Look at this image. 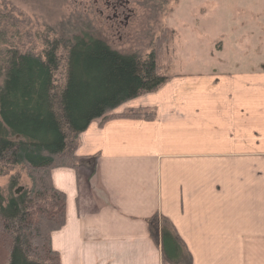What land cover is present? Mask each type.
<instances>
[{"label": "crops", "instance_id": "obj_1", "mask_svg": "<svg viewBox=\"0 0 264 264\" xmlns=\"http://www.w3.org/2000/svg\"><path fill=\"white\" fill-rule=\"evenodd\" d=\"M170 73L114 110L153 118H96L79 134L80 163L52 168L67 196L52 233L61 264H164L155 213L192 264H264V66Z\"/></svg>", "mask_w": 264, "mask_h": 264}, {"label": "trees", "instance_id": "obj_2", "mask_svg": "<svg viewBox=\"0 0 264 264\" xmlns=\"http://www.w3.org/2000/svg\"><path fill=\"white\" fill-rule=\"evenodd\" d=\"M10 17L6 12L0 19V55H5L0 65V162L24 166L30 185L8 195L0 186V264H61L52 233L65 224L67 196L54 184L52 168L80 163L79 134L96 118H153L155 111L146 107L114 110L157 89L172 74L154 48L147 55L124 52L87 29L46 39L39 51L18 46L20 29ZM158 216L164 260L192 264V253L169 217L155 213L152 234Z\"/></svg>", "mask_w": 264, "mask_h": 264}, {"label": "rangeland", "instance_id": "obj_3", "mask_svg": "<svg viewBox=\"0 0 264 264\" xmlns=\"http://www.w3.org/2000/svg\"><path fill=\"white\" fill-rule=\"evenodd\" d=\"M104 5L103 0H0V19L11 13L10 22L20 29L18 46L38 51L46 39L87 29L99 36L108 33L105 39L124 52L147 55L154 48L169 72L264 66V0H131L134 13L122 39L118 34L112 36L116 30L109 27L105 14H100ZM4 56L0 55V65ZM63 74L57 73L58 81ZM13 178L15 185L11 184ZM22 185H30L24 166L7 167L0 162V186L5 194ZM153 222L156 236L162 218H156L158 227ZM163 262L172 264L164 258Z\"/></svg>", "mask_w": 264, "mask_h": 264}, {"label": "flooded vegetation", "instance_id": "obj_4", "mask_svg": "<svg viewBox=\"0 0 264 264\" xmlns=\"http://www.w3.org/2000/svg\"><path fill=\"white\" fill-rule=\"evenodd\" d=\"M103 1L105 5L99 8L100 14H105V20L109 23V27L112 30H116L111 33L112 36L118 34L117 38L119 37V39H122L127 32V28L132 21L131 18L134 13V9L131 7V0ZM95 2H98V0H95ZM105 35H108V33Z\"/></svg>", "mask_w": 264, "mask_h": 264}, {"label": "water", "instance_id": "obj_5", "mask_svg": "<svg viewBox=\"0 0 264 264\" xmlns=\"http://www.w3.org/2000/svg\"><path fill=\"white\" fill-rule=\"evenodd\" d=\"M21 188H22V186H21V187H18V188L16 189V191H19Z\"/></svg>", "mask_w": 264, "mask_h": 264}, {"label": "bare ground", "instance_id": "obj_6", "mask_svg": "<svg viewBox=\"0 0 264 264\" xmlns=\"http://www.w3.org/2000/svg\"><path fill=\"white\" fill-rule=\"evenodd\" d=\"M20 187H21V186H20ZM23 187H24V186L22 185V188H23ZM22 188H21V189H22ZM16 189H17V188H16Z\"/></svg>", "mask_w": 264, "mask_h": 264}]
</instances>
